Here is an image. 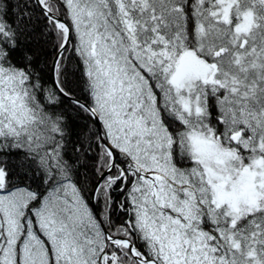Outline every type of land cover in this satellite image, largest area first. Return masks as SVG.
<instances>
[{
	"label": "snow or ice",
	"instance_id": "obj_1",
	"mask_svg": "<svg viewBox=\"0 0 264 264\" xmlns=\"http://www.w3.org/2000/svg\"><path fill=\"white\" fill-rule=\"evenodd\" d=\"M0 264H264V0H0Z\"/></svg>",
	"mask_w": 264,
	"mask_h": 264
}]
</instances>
